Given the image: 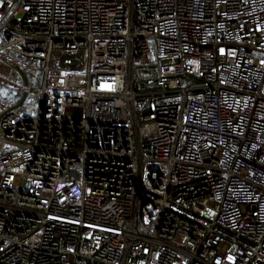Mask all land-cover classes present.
<instances>
[{"label":"built area","instance_id":"2783aa9c","mask_svg":"<svg viewBox=\"0 0 264 264\" xmlns=\"http://www.w3.org/2000/svg\"><path fill=\"white\" fill-rule=\"evenodd\" d=\"M0 264H264V0H0Z\"/></svg>","mask_w":264,"mask_h":264}]
</instances>
